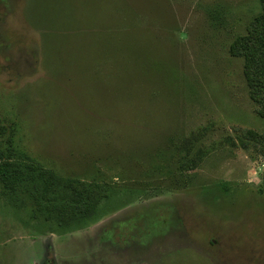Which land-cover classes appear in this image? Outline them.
Segmentation results:
<instances>
[{
    "label": "rangeland",
    "instance_id": "rangeland-1",
    "mask_svg": "<svg viewBox=\"0 0 264 264\" xmlns=\"http://www.w3.org/2000/svg\"><path fill=\"white\" fill-rule=\"evenodd\" d=\"M262 15L0 0V264H264Z\"/></svg>",
    "mask_w": 264,
    "mask_h": 264
},
{
    "label": "trees",
    "instance_id": "trees-1",
    "mask_svg": "<svg viewBox=\"0 0 264 264\" xmlns=\"http://www.w3.org/2000/svg\"><path fill=\"white\" fill-rule=\"evenodd\" d=\"M237 50L244 52V54H246L245 56L250 57V61L254 62L256 65L262 66L263 68H261L264 72V15L257 20L250 35L241 41L240 45L237 46ZM262 76L264 77V73ZM6 172V167L0 166V176L4 177ZM84 191H86V189ZM90 193L91 192H88L87 202L83 203V211H77V209L74 208H71L72 210L70 211L69 209L70 214L72 213L73 216H77L74 217V219L77 220L75 222L84 221L96 215V205L94 201H91L89 197ZM66 208L67 207H65V209ZM76 212L77 214H74ZM65 213L70 215L66 211Z\"/></svg>",
    "mask_w": 264,
    "mask_h": 264
}]
</instances>
